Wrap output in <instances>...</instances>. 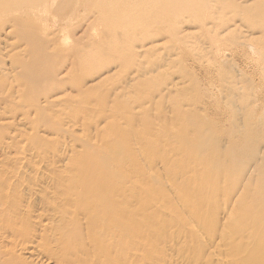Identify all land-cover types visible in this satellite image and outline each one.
<instances>
[{
	"label": "bare ground",
	"instance_id": "obj_1",
	"mask_svg": "<svg viewBox=\"0 0 264 264\" xmlns=\"http://www.w3.org/2000/svg\"><path fill=\"white\" fill-rule=\"evenodd\" d=\"M17 1L21 4V1L29 0L15 2L11 0L12 4L7 3L8 6L3 7L2 10L11 13L17 6ZM133 1L94 0V4H91L94 14L100 15L97 16L96 26L103 32L101 37L99 35L100 38L95 36L97 43L100 44L99 50L96 49L98 51L95 52V49H90V46L86 47V52L93 49L94 53L86 56L87 58L82 61L79 60L80 64L87 66L88 69L90 67L89 70H95V68L103 70L116 66L117 63L121 66L122 61L130 62L129 65H131L123 69L125 71L128 69L126 75L120 80H113L110 88L106 87L103 91L101 90L102 92L97 91L93 94L89 90L92 86L87 87L86 77L81 76L80 80L71 86L77 96L74 91L71 94L75 97L68 96L67 93H65L67 96L57 97L58 92L52 95L49 89H52L60 80L57 75L61 74V79L69 77L70 73L74 76L72 68L76 69L73 67L75 64H72L69 70L67 60L58 61L59 58L57 63L55 62L56 65L54 64L55 68L53 69V64H50L51 67L47 71L49 66L46 68L41 65L43 68L40 69V63L35 66L29 58V64H27V61L24 62L23 59L20 61L16 57V60L13 59L10 64V67L12 66L10 70L15 71L16 74L11 75L5 72V78L0 77V264H264V183L252 186L249 181L248 185L245 184L248 182L245 179L249 177L246 178L248 175L241 173L244 166L240 165L237 171L234 169L235 165L229 163V159V161L223 160L225 164H230L226 170L221 169L225 173L222 171L218 173L220 169L217 168L220 167L210 169L209 171L213 172L206 173L209 166L213 168L208 164V160L211 162V159L216 157L217 164H221L217 161L219 160L217 151L223 147V140L220 141L219 136L213 134V137L210 135L209 137L212 138L209 139L205 132L194 127L192 135L195 134L196 141L200 140L197 144L201 145V150L200 152L195 150L196 144L192 148L191 141L187 155L190 153V148H195L193 151L197 152L188 158H186L187 155L185 157V153L183 155L178 152L184 146L182 144L190 142L192 137L189 140L186 136L189 141H183L177 132L170 130L161 135L163 137L161 140L157 138L161 141L159 142L161 146L164 144L168 147L164 152L169 160L174 157L195 160L197 167L199 166L197 158L199 159L200 154L206 153V157L211 158L205 157L208 168L202 165L203 168L196 169L194 164L196 173H187L188 171L171 173L170 170L173 167H168L167 165L170 164L163 161L166 166L162 163L163 165H160L162 169H160L159 161H152V153H147L148 155L143 157L146 150L141 151L138 144H147L148 147L153 141L150 142L152 138H147L146 132L143 133L141 127L151 129L153 126L151 123L154 118H158V115L159 119L166 118V123L173 121L169 119L174 113L180 123L181 120L186 121L187 124H185L193 129L191 120L193 119L195 123V118L186 113L188 111L195 113L199 106L195 102L184 105L183 94L181 99L175 100L171 97L184 91L181 80L176 81V78L183 77L182 72L177 67L178 64L173 63L175 60L171 61V64L168 61V55L163 58L171 48L169 50L166 48L165 55L157 56V59L152 61L155 54L159 55L158 52L153 51L155 48H152L154 44L151 43L157 39V36L152 37L149 32L150 23L141 21L137 3L134 4ZM168 1L169 5L178 6L177 1ZM48 6L49 4H42L25 8L19 5L13 13L24 12L30 16L35 13L37 16L42 11H48ZM190 6L195 9L194 2H190ZM181 12V8H177V14L183 17L185 13ZM2 14H0V31L4 32L5 27H8L6 25L13 23L14 26L11 24L13 29L9 30L10 32L6 28L7 36L11 35L21 41L26 39L27 37H21L27 31V26L23 28L26 21L24 25L18 19L11 23L4 22ZM10 16L9 20L12 19ZM33 17L35 18L34 14ZM152 20V24L161 22L159 19ZM19 25L24 29H21L24 33L18 32L21 28L18 29ZM15 26L18 30H15ZM32 28L36 31L37 27ZM173 28L168 37L173 44H179L181 48L184 47L188 51L187 47L191 45L184 37H178V32L173 31ZM28 31L26 33L31 32ZM1 36L0 34V44L4 43V47L7 48L9 41L1 39ZM64 37H62L64 41L65 39L67 41ZM19 39L17 41L20 42ZM34 39L37 44L45 41V38H41L39 34H36L32 41ZM148 40L151 42H147ZM28 43L30 47L31 42ZM62 44L64 48L65 42ZM190 48L192 53L195 47ZM5 50L0 51V54H3ZM90 50L88 52H93ZM117 50L119 53H113ZM150 51L154 52L151 60L146 55ZM44 52L45 55L41 54V57L50 59L58 51ZM101 52L107 54L105 58ZM194 52L197 55V52ZM260 55L263 58L261 61L264 62L263 48L259 50V57ZM34 57L38 59L37 56ZM49 59L44 65H48ZM142 59L147 61L142 62ZM5 62L2 58L0 59L1 72L4 69L7 71ZM60 62H62L61 65ZM155 66L162 70L166 67L167 71L163 72L165 74L162 73L157 81H152L150 85L152 88L150 87L151 90H148L145 96L147 101L138 103L139 98L135 101L134 97L126 103L117 102L119 97H125L124 93L129 86L127 80L155 79L156 77L151 78L152 73L157 71ZM172 67L175 72L170 71ZM42 70L46 74H41ZM262 76L264 78V73ZM107 77H104L105 80ZM217 79L219 81L217 85L221 86L220 101L224 100L223 104L231 108V105H235L239 100L238 88L231 76L221 74L217 76ZM140 90L139 92L142 93L143 91ZM154 94L159 101L168 105V107L164 105V108L162 106L160 114L158 112L155 117L153 112H150L152 111L150 102ZM169 99L174 101L171 102ZM228 99L229 103H226ZM245 101L244 97L243 103ZM245 105L247 107L250 103L246 101ZM233 113L235 115L231 121L236 128L244 127L243 129L246 130L252 128L250 125L253 121L249 123L250 119L246 121L251 128H247L246 122L242 126L246 115L239 119L237 111ZM138 114H144L142 117L146 118L152 117L150 118L152 121L148 122L146 119L147 122L142 124L145 118L140 120ZM250 114L252 113L249 112L248 115ZM174 120L176 123L177 120ZM180 123L176 124L181 127L183 122ZM110 127L115 130L107 132L106 130ZM165 128L168 130V127ZM253 129L250 130L249 146L252 145L253 151L261 152L262 150L260 151L257 147L264 144V134L260 136V139L254 140L257 136H253L251 132ZM196 130H198V139ZM103 140L109 141L108 144H105ZM210 142L214 143L209 145ZM200 145L197 146L200 148ZM216 152L217 156H213ZM202 155L200 159L204 161ZM258 157L260 156L257 155ZM185 159L181 163L186 170L189 161ZM174 161L169 163H177V160ZM182 169L179 168L180 171ZM215 169L217 170L214 171ZM160 170L165 173H159ZM251 194V197L256 198V200L253 198L255 201L252 203H250L252 199L247 197Z\"/></svg>",
	"mask_w": 264,
	"mask_h": 264
},
{
	"label": "rangeland",
	"instance_id": "obj_2",
	"mask_svg": "<svg viewBox=\"0 0 264 264\" xmlns=\"http://www.w3.org/2000/svg\"><path fill=\"white\" fill-rule=\"evenodd\" d=\"M2 1H5V2L3 3ZM2 1H0V3H2V4H0V7H1L0 11L3 14L2 13H0V14L3 15L4 18L3 17L2 18L4 19V22L9 21L11 23L12 21L18 19L20 22L22 21L21 24L23 23V25H24V23L26 21V23H25L26 25H24L23 28L24 27L26 28V26H27V28H26L27 31L29 29H32V30H29V31H31L30 33H26L27 31L25 30L26 31L25 35L22 34L21 37H23V38L27 37L26 39H24L26 41H24L23 39L21 41V39L18 38L20 40V42L17 41L18 40L17 38L12 37L11 35L7 36V34H6L7 29H8V31L13 29L11 27V24L13 25V23H11L10 25L9 24L6 25L8 27H5L4 32L0 31V34L2 35L1 39L5 40L7 42L9 41L8 42L9 46L7 45V48L4 47V43L0 44L2 46V47L0 46V48H1L0 51H3L6 49L4 51V53L1 52L3 54H0V57L2 56L1 58L4 61H6L5 63H6V67H7V71H6V69L2 70L3 73L0 71V77L1 78H3V77L5 78L4 74H6V73L11 74V75L16 74L15 71L12 70L13 71L12 72L10 70V68H12V66L10 67V64H11L13 59L16 60V57L20 61H22L21 59H23L24 62L27 61L26 62L27 64H29V60H32V62L35 64V66H38V64L40 63V65H39V68L41 67L40 69L43 68L41 65H43L44 67L46 66V68H47V66H49L50 64H53L52 67L54 69L58 58H59L58 61L67 60L66 62L69 63V66L67 68L70 70L71 65L75 64L73 67H75L78 71L76 69L72 68L74 71V76H72L73 73H70L71 75H69V77L62 78V79L60 78L61 74H58L57 77L60 80L56 83L57 86L55 85L52 87V89H49V90L51 91L52 95H54L55 93L58 92L57 95H59V96L56 95L57 97L67 96L65 93H67L68 96L75 97L74 94H76V96H77V93L71 86H73V83L80 80L81 76L86 77L85 81L86 80L87 81L85 82V84L87 87L92 86L91 88H92L93 92H92L91 88L89 89L90 92L93 94L95 92V94H96L97 91H101V90L103 91L104 89H106V87L110 88L112 86L113 80H115V79L120 80V79H122V77H124L126 75L128 69L126 71L123 69H126V67L129 65L130 62L129 63L123 62V61L120 62L122 68H120L121 66H119L117 63L116 66L113 65L111 67H108L107 69L109 71H107V69L101 70V69H96V68H95V70L92 69V70H94V71H92V70H89L90 67L88 69L87 66H85L86 67L85 68L82 64H80V61H82L83 59L87 58L89 55L94 53L93 49H95V52H96L100 48V44L97 43L95 36L99 37V35H100V37H101L103 31H101V29H99L96 26L97 20H98L97 18L100 15H99V13L94 14V10L91 8V6L93 7V5H91V4H94V0H87V1L86 0H43L42 2H41V0H35V2H34V0H29V1H24V2L21 1V4L19 1H17L18 2L17 6L11 11V13L5 12L6 10H2L3 7L8 6L7 3H10L11 0H2ZM15 1L16 0H14V2ZM147 1H148V3H147ZM174 1L178 2L176 4H178V6L181 8V10H182L181 13H185L183 17L182 16L180 17V15L177 14V8H179V7L178 6L174 7L172 5H169L168 0H159V1H157V0H134L133 3L134 2H135L134 4L140 3L138 5L136 4V7H138V13L140 15L141 21L143 23H150L148 26L149 32L151 33L152 37L157 36L156 37L157 39H155V41H152V42L150 40L147 41V42L150 41L152 44H154V47H152V48H155V49L153 51L155 53L158 52V54H159V55L155 54L153 57L154 59H152V61L157 59V56L160 57L162 55H165V53H167L166 48L168 50L171 48V50L168 51L169 54L167 53L165 56H163V58H165L168 55V58H169L168 61H170L171 64L175 60V62H173V63H177L178 64L177 67L182 72L181 75L184 78L183 77H182L183 79L182 78H178V79L176 78V81L178 80L180 82V80H181V83H183V85H184V91L181 93H177L176 95L171 96V97H174L175 100L181 99L182 94H183V97L185 99L184 105H191L192 103L195 102L196 105L199 106L198 110L195 113L188 111L186 114L189 113L188 116H192V118H195L194 119L195 123H197L198 125H201V126H198L197 124L193 123V119L190 117V120L192 119L191 121L193 124L192 125L193 129H191L190 126L186 125L187 124L186 121H183L180 119L184 125L182 124V122L180 123L179 120H177L179 118H176L174 116L175 115L174 113H173V117L171 119H169V120H173V121H167V123H166L165 122L166 118L163 120H162V118L159 119L158 112L160 114L161 107L162 106H163V108L165 106L168 107V105L165 103L163 104V102L159 101L158 100L159 98L157 97V95L154 94L152 96V99L150 102L151 106L153 107V108L152 107L150 108L152 110L150 112H153L154 117L158 115L157 116L158 118H154L153 123H151L153 125L151 127V129H153V130H151L150 127H148L150 130H148V128L144 129L145 127H141L142 132L143 133L146 132L147 138H152V139H150V142L153 141L152 143H150V146H148V147H147V144H140V143L138 144L140 146L141 151L146 150L143 154V157L147 156L148 155L147 153H152V161L153 160L159 161V163H160V164H158L159 167L164 161L166 164L171 165V166L167 165L168 167H173V168L176 167L177 168L176 170H174L172 168L174 171H172V169H171L170 170L171 173H174V172L175 173L176 172L177 173H179V172L180 173H186L187 171H188L187 173H196L195 171L197 168H203V166H204V168H208V166L206 164L208 161H209L208 164L211 165V167H213V168H210V166H209L206 173L213 172L212 170L211 171H209V170L217 168V167H220L217 169H220V171L218 173H221L222 170H224V169L226 170L228 167H230L228 165H230L231 163L233 166L235 165L234 169H236L238 171L239 166L241 165V166H244L243 167L244 169H242L243 171H241V173H246V176L248 175L246 178L249 177V179H245L248 181V182L245 181L246 182L245 184L251 182L250 184L252 186L254 184L261 185L262 183H264V182H262V181H264V177H262L264 175V149H263L264 144L259 145L257 147L258 149H260V151L262 150L261 152L253 151L252 147H251L252 145L249 146V144L251 143V139H249V137H250L249 135H251L250 130L253 128L254 129L251 132L253 133V136H255V135L257 136L256 138L254 137V140H257L258 138L260 139V136H262L264 134L263 133L264 132V114H263L264 113V78L262 76L264 73V62L261 61L263 59L262 56L260 55L261 59L259 57L260 48L264 49V27H262V26H264V0H206V1L205 0H174ZM38 2H40V3H38ZM190 2H194V8L195 9H193L190 6ZM10 4H12V3H10ZM23 4H24V6H23ZM42 4H45V5L49 4L48 9H47L48 11H46V12L42 11L37 16L35 13H32L31 14L32 16H30L29 14H25L24 12L19 13V14L13 13L14 10L15 11L17 10L19 5H21L22 7H25V8H30V7L32 8L33 5H42ZM146 4H148V5H146ZM150 4H151V6H150ZM231 5H233L232 9H231ZM234 7L236 10L234 9ZM5 13H7V14H5ZM11 14H12V16H10ZM33 14H34L35 18H37V19H35L33 17ZM9 16L12 17V19L9 20ZM2 18H1V20H2ZM94 18H95V20H94ZM101 18H103V17L101 16ZM152 19H159V20H161V22H160V24H156V23L152 24V21H153ZM28 20H29V22H27ZM41 20H43L42 21L43 25L40 23ZM29 23H31V24H29ZM33 23H35V25ZM36 23L38 24V26ZM201 24L202 25L205 24V25L202 26ZM224 25H225V27H224ZM161 26H163V27L161 28ZM20 27H21V25L18 26V29ZM32 27H34V28L37 27L38 29L36 28V31H34L35 29H33ZM44 28H45V30H44ZM172 28L174 29L173 31H175L176 33L178 32L177 33L178 37L179 36L184 37L188 41L187 43L191 45V46L187 47L188 51H186L185 50L186 48H184V47L181 48L182 46H180L179 44L178 45L176 43L173 44V41H171V39L168 37L170 35V30ZM18 29H17V26H15V30H18ZM21 29H22V27L19 29L20 31L18 30L19 33L22 32ZM24 29H22V30H24ZM41 29L43 32L41 31ZM93 30H96V31L92 32ZM166 31H167V33L169 32L168 35H167ZM9 32H7V33H9ZM33 32H35V34H33ZM2 33L3 34L5 33L4 35L6 37ZM22 33H24V31ZM92 33H94V34H92ZM28 34L29 35L31 34L30 36L32 39H33V37L35 38L36 34H39V35H41V38H45V41L42 42L41 44H40V42L37 44V42L35 41L36 39H34L33 41H32V39H31V41L29 40L30 37ZM42 34H44V35H42ZM64 36L67 38V41H66V39L64 41V39L62 38ZM25 42H27V43L29 42L30 44L29 43L28 44L30 45V47ZM64 42H65V47L63 48L64 45L62 43H64ZM90 44L92 45V47ZM39 45H40V47H38ZM89 46H90V49L93 48L92 50L89 49L90 51H93V52H88L89 51L88 50L87 51L88 53H87L85 51V48L86 47L89 48ZM31 47H32V49H30ZM36 47L39 49V51H38V49H36ZM176 47H177V49H176ZM178 47H180V48H178ZM190 47H195V49H193V52L196 51L198 56L196 55L195 52H194V54H193V52L191 53L192 49ZM43 48H44V50H43ZM10 49H12V50H10ZM34 49H36V51H32ZM68 49H69V51H68ZM82 49H83V52H82ZM96 49H98V50H96ZM40 50H41V52L42 51L43 52L41 53ZM208 50H209V52H208ZM44 51H47L49 53L53 52V51H54V53L56 51H58V52H56L55 55L53 57H50V59H49V58L41 57V54L45 55ZM60 51H61V53H59ZM153 51H150L149 52L150 54L149 53L146 54L150 58V60L152 58L151 55L154 54ZM198 51H199V53H198ZM36 52L38 53L37 55H36ZM78 52L81 53V55H83V56H81ZM171 52H172V54H171ZM113 53H119V52L117 50V52L113 51ZM84 54H86V55H84ZM101 54H102L103 58H105L104 56L107 55V54L102 53V52H101ZM199 54H201V55H199ZM34 56H37L38 59L37 58L35 59ZM108 56H107V58H108ZM7 57H9V58L7 59ZM81 57H84V58L81 59ZM148 57H146V59ZM28 58H29V60H28ZM51 58H53V59H51ZM109 58H111V57H109ZM34 59H35V62L33 61ZM48 59H49L48 65L47 64L44 65V63L48 62ZM74 59H75V61H74ZM150 60H148V61H150ZM41 61H42V63H41ZM43 61H45V62H43ZM143 61H147V60L142 59V62ZM32 62H30V63L33 65ZM61 64H62V62H60V65ZM129 66H131V65H129ZM50 67L51 66H49L47 68V71L50 69ZM59 68H60L59 70H61V67H59ZM157 68L158 67L155 66V70H157V71L156 72L154 71L151 75V78L156 77L155 79H149L147 81H137V80L135 81V79L127 80V83L129 84V86H127V92L124 93L125 97H119L117 99V102L118 103H126L128 101H131L134 97H135L134 98L135 101H137L136 98L140 99V100L138 99V103L143 102V101H147V98L145 96H146V93H148V90H151V88H152V86H150L152 84V81L153 82L157 81L158 78H161V76H162L161 74L163 72L167 71V69H165L166 67H164L163 70H162V68L161 69L160 68L157 69ZM40 69H38V70H40ZM98 70H101V71L98 72ZM90 71H92L93 73ZM170 71L175 72L173 70V67L170 69ZM40 72H41V74H46V72L43 70ZM163 74H165V73H163ZM219 74L220 75L221 74L228 75L229 77L231 76L234 84L238 88L239 100H237L235 105H231V108H229L227 106V104L226 105L223 104L224 100L220 101L221 99L219 98V95H220L219 90H221V86H220V84L217 85V83H219V81L217 79V76L218 77L220 76ZM107 75H108V77H107ZM103 76L107 77V79L105 80V78ZM167 77L170 79L169 75H167ZM66 79H68V80H66ZM102 80H104V81H102ZM53 88H55V89H53ZM56 88L58 90H56ZM67 89H69L70 91ZM139 90L141 92L142 91L143 92L140 93ZM61 91H63L64 93ZM71 93H74V94H71ZM243 96L245 97L247 103L248 102L250 103V105L247 107L245 105L246 101L243 103V100H244ZM174 99H172V101H174ZM235 100H236V97H235ZM169 101H171V99H169ZM226 103H229V99L226 101ZM251 103H253V104L251 105ZM247 108H249V109H247ZM169 109L170 108H168V110ZM235 110L237 111V115H238L239 119H242L246 115V117L243 118L242 126L247 123L248 124V125L246 124L247 128L252 127L250 130L249 129H247V130L243 129L244 127H241L242 129L238 128V127L236 128V126L232 122L233 117L235 115V113H233V112ZM245 110H247L248 112H246ZM169 111H172V110L170 109ZM249 112L252 113V114H250V116L248 115ZM251 115H252V117H251ZM142 116H144V114H140L138 116L141 118V119L138 118L140 120L145 118V120H143V122H141L142 124L147 122V120H148V122L152 121L150 119L152 117L146 118V117H142ZM156 119H158L157 122L155 121ZM174 119L177 120L176 123L182 124L181 127L175 123ZM248 119H250V120H248ZM246 120L250 121L249 123H251L253 121L252 122L253 124L250 125ZM260 121L261 122L263 121V123H260ZM168 122H169V124H168ZM170 122L171 123L173 122L172 125ZM244 122H246V123H244ZM146 124H148V123H146ZM151 124L149 126H151ZM175 125H177V127H176L177 129L175 128ZM203 125H205L206 127ZM143 126H145V125H143ZM186 126L188 127V129ZM246 126H245V128H246ZM162 127H164V129ZM165 127H168V130ZM194 127L198 128V130L203 132V133L205 132L209 139L213 137V134L214 135L216 134L217 136H219L220 141L223 140V143H222L223 149L221 148V150L217 151L218 152L217 159L219 158V160H217V161H218V163H221V164H217L216 157H213L212 159L208 156L206 157V153H203V155L200 154V157L202 155L204 161L206 160V158L211 159L212 160L211 162H213V164H210L211 163L210 160H208L207 162L206 161L204 162L203 160H201L202 158L200 159V157H199V159L197 158V160H196L197 162L199 161L198 162L199 166L196 167L195 160L190 161V160L184 158L185 160H188L189 162L192 163V164L190 163L191 164L190 165L189 162L187 161L188 167H186V170H185L184 165L181 163L182 161H184V159L182 160L181 157H180V159H177L174 157V158L169 160V158L165 154L166 152H164L168 149V147L164 146V144L161 146V143H159V142H161L160 140L163 138L161 135L164 134L165 131L170 132V130H172L173 132H177L181 136V140H183V141L184 140L187 141L188 138L190 140L191 139L190 137H192L196 141V139L194 137L195 134L192 135V133L195 130ZM186 129H187V131H186ZM237 129H239V130L237 131ZM113 130H115V129L110 127L106 131L112 132ZM198 130H196L197 132H195V133H197V135H198ZM154 132H155V134H154ZM187 132H188V135H187ZM92 133L94 135V131ZM184 135H185V137H183ZM210 135H212V137H209ZM198 137H199V135L197 136V139H198ZM135 138L140 139L137 137H135ZM157 138L158 139L160 138V140L158 141ZM193 139L190 140V142H188L189 140L187 141L189 144L188 143L182 144L184 146L187 145V147L182 146L183 148L182 147L180 148L181 151L178 149L180 151L178 153H181V154L183 153V155L185 153V157H186L187 153L189 152L188 149H189L191 141L193 143V144L191 143L192 148L195 147L194 144H196L197 149H195V148L194 149L198 150V152H200V150H201V145L199 144L200 140L195 142V141H193ZM212 140H214V139H212ZM103 141L105 144L106 143L108 144V142H109L106 140H103ZM197 142H199V143L197 144ZM225 142H230V143H225ZM213 143L214 142H210L209 145H212ZM197 145H200V148ZM159 147H160V150H158ZM261 147H262V149H261ZM161 148H162V150H161ZM192 148H190L191 149L190 153H189V155H187L186 158L190 157L191 154L192 155L196 154L197 151H193L194 149H192ZM217 152L214 153L215 155H213V154L212 155L217 156ZM250 153L252 156L250 155ZM257 155H259L260 157L257 158ZM154 156L157 159H155ZM168 156L170 157L171 155H168ZM238 156L240 157V159ZM166 160L168 163L166 162ZM172 160L173 161L177 160V163H174L175 162L174 161L173 162L174 164H171ZM220 160H222V162ZM223 160L229 161L230 164L229 163L225 164ZM255 160H257V161H255ZM258 160H259V162H258ZM169 161L171 163H169ZM155 164H153V165H155ZM194 164H195L196 169H194V167H193ZM181 165H182L183 169L181 168ZM223 165L224 166L226 165V167H224ZM190 167L192 168V171H190L191 170ZM179 168L182 169L183 171L181 170L182 171L181 172L179 170ZM139 169H141V167ZM160 169H162V166L160 167ZM217 169H215L214 171H216ZM143 171H144V169H143ZM222 172L225 173V171H222ZM159 173H165V172L164 171L162 172V170H160ZM166 173H168V172H166ZM258 182H260V183H258ZM247 192H249V190ZM251 196H252V194L247 195V197L252 199L251 202L248 200L250 203H252L256 200V198L254 196L253 197H251ZM253 198H255V200ZM205 264H207V263H205Z\"/></svg>",
	"mask_w": 264,
	"mask_h": 264
}]
</instances>
